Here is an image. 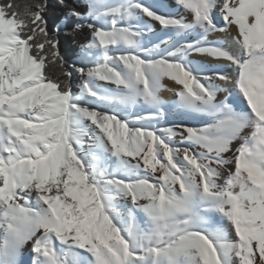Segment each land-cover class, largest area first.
I'll list each match as a JSON object with an SVG mask.
<instances>
[{
  "label": "snow or ice",
  "instance_id": "snow-or-ice-1",
  "mask_svg": "<svg viewBox=\"0 0 264 264\" xmlns=\"http://www.w3.org/2000/svg\"><path fill=\"white\" fill-rule=\"evenodd\" d=\"M55 7L0 0V264H264V0Z\"/></svg>",
  "mask_w": 264,
  "mask_h": 264
},
{
  "label": "trees",
  "instance_id": "trees-1",
  "mask_svg": "<svg viewBox=\"0 0 264 264\" xmlns=\"http://www.w3.org/2000/svg\"><path fill=\"white\" fill-rule=\"evenodd\" d=\"M49 16V29L51 30L55 23L59 22L58 17L60 16V10L55 7V0H50V8L48 12ZM71 23L69 22L66 27H63L60 32V50L61 54L65 57V59L71 63L73 59L77 57V53L79 51V44L82 42L83 35L81 37H73L72 35H68L71 31Z\"/></svg>",
  "mask_w": 264,
  "mask_h": 264
},
{
  "label": "bare ground",
  "instance_id": "bare-ground-1",
  "mask_svg": "<svg viewBox=\"0 0 264 264\" xmlns=\"http://www.w3.org/2000/svg\"><path fill=\"white\" fill-rule=\"evenodd\" d=\"M164 3H167V4H170L171 3V0H163ZM165 84H166V90L162 91L161 95L162 97L165 99V101H168L170 102L171 100H173L174 98V93L172 94V91L168 90V89H171L173 87H175V85L172 83V82H169V81H165ZM185 118L182 117L181 115L179 114H173L172 113V116H165L162 123H161V127L165 126V122L167 123H181V122H184ZM26 255V253H25ZM24 260H25V264H27V257L25 256L24 257Z\"/></svg>",
  "mask_w": 264,
  "mask_h": 264
},
{
  "label": "rangeland",
  "instance_id": "rangeland-1",
  "mask_svg": "<svg viewBox=\"0 0 264 264\" xmlns=\"http://www.w3.org/2000/svg\"><path fill=\"white\" fill-rule=\"evenodd\" d=\"M76 59H77V57H76L75 59H73V60L71 61V63H72V62H74ZM172 94H173V92H172ZM173 98H174V97H173ZM167 116H169V117H170V116H172V113H171V112H169V113L167 114ZM25 256L27 257V253H26V255H25Z\"/></svg>",
  "mask_w": 264,
  "mask_h": 264
}]
</instances>
